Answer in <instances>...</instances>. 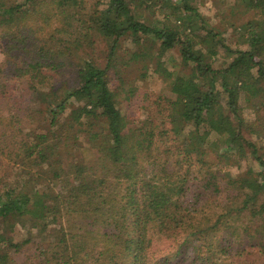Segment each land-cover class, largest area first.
Returning a JSON list of instances; mask_svg holds the SVG:
<instances>
[{
    "label": "trees",
    "instance_id": "16d2710c",
    "mask_svg": "<svg viewBox=\"0 0 264 264\" xmlns=\"http://www.w3.org/2000/svg\"><path fill=\"white\" fill-rule=\"evenodd\" d=\"M198 1L164 0L153 20L139 13L153 0L99 1L89 17L84 0H0V54L25 55L11 72L27 80L46 121L31 141L10 135L14 122L0 135V157L27 174L4 185L0 168V264H18L34 236L39 264H264V124L244 117L264 109V0L240 1L255 18L237 30L246 48L236 50ZM93 36L106 44L104 66L87 57ZM128 39L141 49L120 57ZM220 48L232 59L214 68ZM174 49L179 71L162 60ZM149 56L175 100L158 101L157 121L130 127L124 87L113 83ZM54 79L49 92L39 88Z\"/></svg>",
    "mask_w": 264,
    "mask_h": 264
},
{
    "label": "rangeland",
    "instance_id": "374dc122",
    "mask_svg": "<svg viewBox=\"0 0 264 264\" xmlns=\"http://www.w3.org/2000/svg\"><path fill=\"white\" fill-rule=\"evenodd\" d=\"M85 3L82 5V11L85 17H89L90 13L98 9L96 5L99 1L103 0H84ZM241 0H199L196 5L198 6L199 13L206 19L208 25L218 33L223 40L226 47L236 50L244 49L239 42V32L243 23L255 18L253 12H244V8L240 4ZM164 0H153L152 7L142 8L139 10L144 17L153 20H162L164 17V10L161 5ZM103 6L101 5V8ZM204 33V32H203ZM92 42L95 43V52L88 49V56L93 59L97 64L104 66L106 60V44L103 39L93 36L91 38ZM1 48V47H0ZM141 48L135 45L131 39L126 40L122 44V48L119 52V56L122 57L126 54H132L135 51H139ZM219 55L214 60V68H223L227 65L232 57L224 50L220 48ZM1 52V50H0ZM156 53L153 51V54ZM31 56V54L29 55ZM28 56V57H29ZM26 60L23 54L20 57H5L0 54V63L2 61L8 63L4 67L7 69V73L0 76V123L4 122V125L0 127V135L4 132H9L6 125L10 122L13 124V132L10 133L15 140L26 139L31 141L28 137L30 132H40L45 129L46 121L44 115L39 113L40 107L37 103L32 101V92L27 84V80L22 79L18 76L12 74L11 71L17 73L16 66L21 65L23 69V63ZM165 61L167 68L170 71H179L181 69V58L178 49H174L165 54L162 58ZM155 60L150 59V56L145 60H140L137 62H131L130 65L120 72L118 79L113 83V85H123L124 89L121 91V103L120 108L124 115L128 119L129 126H143L145 122L149 121L151 117L154 121L158 120L159 115V105L158 101L175 100V96L171 93L168 85L163 81V79L155 73ZM15 69V70H14ZM183 72L188 70L182 69ZM56 79L49 83L44 84V86H39L43 91L49 92L51 85L55 84ZM58 84V83H56ZM132 89L133 95L130 99H127L128 90ZM244 117L249 122H255L256 119L258 124H264V109L259 112H254L252 109H246L244 111ZM23 130V132H21ZM45 131V130H44ZM28 138V139H27ZM4 139L0 138V141ZM8 145L11 144L12 139H5ZM87 155H91L89 148L86 150ZM0 168L5 174L1 178L2 183L5 185H16L19 181V177L27 176L23 171L16 166L15 163L11 162L8 157L2 155ZM209 160V159H208ZM213 168H217L216 158L214 155L211 157ZM246 163L242 162L239 165L231 166L230 171L233 177H237L241 174V171L246 169ZM189 176L193 180L191 181L194 185L201 180L200 165L194 164L189 168ZM156 168L148 165L147 171L150 175H153V171ZM19 227L17 232L14 233V238L16 241H22L26 236L23 234V230ZM33 233L36 232L33 230ZM167 246L163 245L160 247L163 253L167 252ZM40 249V239L38 236H34L32 242L24 247V249L17 255L18 264H39L41 257L38 256Z\"/></svg>",
    "mask_w": 264,
    "mask_h": 264
}]
</instances>
